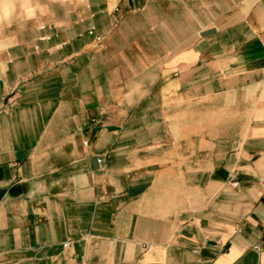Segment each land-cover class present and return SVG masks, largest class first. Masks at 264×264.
Returning a JSON list of instances; mask_svg holds the SVG:
<instances>
[{
  "label": "crops",
  "instance_id": "crops-1",
  "mask_svg": "<svg viewBox=\"0 0 264 264\" xmlns=\"http://www.w3.org/2000/svg\"><path fill=\"white\" fill-rule=\"evenodd\" d=\"M6 1L0 264H264V0L232 55L153 0Z\"/></svg>",
  "mask_w": 264,
  "mask_h": 264
},
{
  "label": "rangeland",
  "instance_id": "rangeland-1",
  "mask_svg": "<svg viewBox=\"0 0 264 264\" xmlns=\"http://www.w3.org/2000/svg\"><path fill=\"white\" fill-rule=\"evenodd\" d=\"M10 2L16 3V0H7L5 3ZM236 3V0H172V3L153 0V6L149 9V18L151 21H163L164 19L167 22L174 21L178 25L177 28H180V35L183 39L194 32L192 24L195 22L198 29L212 25L218 30L217 36L225 37L224 42L228 37L226 47L230 50L229 54L232 55L239 46L236 40L237 36L245 37L247 40L253 37L247 30L239 26L241 15L238 13ZM171 25L173 24L171 23ZM154 30L156 36L162 35L164 30L167 34L170 31L167 27H161V31H157L156 28ZM214 40V46L220 48L222 44L220 38L218 41L216 38ZM249 49L247 46L246 50Z\"/></svg>",
  "mask_w": 264,
  "mask_h": 264
},
{
  "label": "water",
  "instance_id": "water-1",
  "mask_svg": "<svg viewBox=\"0 0 264 264\" xmlns=\"http://www.w3.org/2000/svg\"><path fill=\"white\" fill-rule=\"evenodd\" d=\"M214 32V29H209L207 31H203L200 33L201 36H205V35H209L212 34ZM92 165L95 167L96 166V160L92 161Z\"/></svg>",
  "mask_w": 264,
  "mask_h": 264
},
{
  "label": "built area",
  "instance_id": "built-area-1",
  "mask_svg": "<svg viewBox=\"0 0 264 264\" xmlns=\"http://www.w3.org/2000/svg\"><path fill=\"white\" fill-rule=\"evenodd\" d=\"M88 34H90V35L93 34V29L92 28L88 30ZM95 40H96L97 43H100L101 42V37H96ZM237 184H238L237 182H233L232 183L233 186H237Z\"/></svg>",
  "mask_w": 264,
  "mask_h": 264
}]
</instances>
